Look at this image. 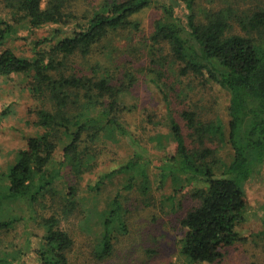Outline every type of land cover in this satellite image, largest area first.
Returning a JSON list of instances; mask_svg holds the SVG:
<instances>
[{
  "label": "trees",
  "instance_id": "16d2710c",
  "mask_svg": "<svg viewBox=\"0 0 264 264\" xmlns=\"http://www.w3.org/2000/svg\"><path fill=\"white\" fill-rule=\"evenodd\" d=\"M76 1L0 0V78L28 79L25 89L39 104L35 125L44 131L28 138L18 153L1 203L20 201L32 209L58 180L67 174L82 179L94 168V157L111 153L107 159L115 166L90 191L99 195L106 184L127 175L125 189L137 184L149 204L152 162L129 146L136 135L124 122L132 113L126 98L148 78L166 110V135L174 147L166 167L157 168V189H172L168 202L185 193L196 202L177 216L179 254L189 264L222 263L228 249L246 241L239 230L251 208L243 184L264 158V0H236L220 9L202 6L200 0H81L83 9L75 11ZM148 9L160 18L148 41L137 40L143 29L135 18ZM50 26L55 36L36 43L33 57L22 58L13 50L18 30ZM202 87L229 97L226 123L216 112H206L212 98L206 104L191 102ZM177 101L182 110L177 111ZM145 119L148 126L157 125L154 115ZM226 149L228 161L221 154ZM64 184L71 214L80 206L78 190ZM119 194L113 207L94 213L95 229L87 227L97 234L92 251L97 263L110 261L115 242L129 234ZM2 217L0 208V232L19 221ZM44 226L38 248L27 240L22 250L0 251V264H25L29 253L37 264H70L73 238L55 216Z\"/></svg>",
  "mask_w": 264,
  "mask_h": 264
},
{
  "label": "rangeland",
  "instance_id": "374dc122",
  "mask_svg": "<svg viewBox=\"0 0 264 264\" xmlns=\"http://www.w3.org/2000/svg\"><path fill=\"white\" fill-rule=\"evenodd\" d=\"M235 2L236 0H200L202 6L217 9ZM82 7L84 4L81 0L71 6L75 11H80ZM159 18L160 15L154 9H148L136 16L135 20L143 29V32L138 33L137 40L148 41ZM53 29L54 27L50 26L30 32L18 30L20 34L12 44L13 50L22 58L33 57L35 44L55 36L54 31H51ZM61 34L62 36H58L59 39L64 36ZM49 48L46 47L48 50ZM27 80L23 76L0 78V192L6 191L9 185L8 173L18 161V153L26 147L28 138L44 132L35 125L39 104L25 89L26 85L28 86ZM197 89L192 93L191 102L206 104L205 102L212 98L214 101L207 105L210 110L206 112H216L226 123L229 97L217 88L211 91L203 87ZM131 93L126 98V105L132 109L130 111L132 113L124 116V122L136 136L129 138L130 141L127 143L134 147L135 152L143 153L152 162L149 171L154 190L153 197L151 196L152 203H145L140 190L136 189L137 184L130 190L125 189L130 179L127 175L116 177L106 184L99 195L90 191V186L115 166L107 159L112 158L111 153H103L94 157L95 166L89 174L80 180L75 175L67 174L66 179L58 180L50 194L36 203L32 209L24 202L1 203L3 201L1 200L0 208L3 215L1 220L14 218L19 221L13 229L0 232V251L12 253L22 250L27 240H31L33 248H38L46 234L45 220L55 216L59 220L60 228L74 240V247L68 254L70 264H189L179 254L177 240L181 239L182 229L177 216H184L196 202L190 194L185 193L177 198L173 206L174 203L168 202L167 198L172 194V189L164 191L157 189L156 175L159 172L157 168L166 167L167 156L174 153L173 140L166 135L168 129L166 110L151 79L139 81ZM177 102L175 103L177 111L182 110L183 107L181 108ZM148 114L157 117L156 126L146 124L145 118ZM126 152L125 149L121 151L122 158ZM230 153L226 149L221 154L228 161ZM61 156L62 149H59L56 157L61 159ZM125 161L124 158L123 162ZM65 181L78 190L80 206L71 214L67 213L70 205L64 199ZM243 189L251 208L249 221L239 230L246 241L228 249L224 261L220 264H264V158L258 162L250 180L243 184ZM119 192L122 208L128 213L126 216L129 234L115 242V253L110 261L97 263L92 258L93 248L97 244V234L88 232L87 227L95 229L98 219L94 213L113 207L111 205ZM173 207L176 208V213ZM91 211L92 220L87 224L90 221V216H87ZM148 250L151 251L148 253ZM30 257L31 254H27L25 264H37Z\"/></svg>",
  "mask_w": 264,
  "mask_h": 264
}]
</instances>
